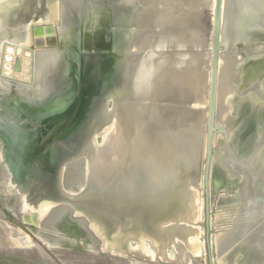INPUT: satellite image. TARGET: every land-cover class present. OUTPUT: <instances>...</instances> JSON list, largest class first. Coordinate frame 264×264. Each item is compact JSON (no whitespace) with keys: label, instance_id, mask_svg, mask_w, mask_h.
Instances as JSON below:
<instances>
[{"label":"bare ground","instance_id":"6f19581e","mask_svg":"<svg viewBox=\"0 0 264 264\" xmlns=\"http://www.w3.org/2000/svg\"><path fill=\"white\" fill-rule=\"evenodd\" d=\"M94 1L95 0H93V7L96 8V2ZM98 1L102 5L108 0ZM146 1L147 0H110V3L113 4L123 2L124 4L130 3L132 4V6H134V8L132 7L133 13L127 10L124 11V13H131L130 18H126L124 15H121L118 18L111 17V19H109L110 26H112V24H115L116 26H118V28L121 29H134L136 27L142 26L143 24H146L145 29H149L151 31L148 34V41L146 40L145 43L139 46V48H137L138 46H135L136 41L133 40L132 42L134 47L131 49H128L127 47L125 48V52H135L133 54H130L127 61H124V58L122 57L119 64H117L118 66H116L115 68L116 70L121 67L119 68L118 73H121L123 77H125V73L127 77H131L127 78L123 84L121 83L122 85L120 86V88L124 87L123 89H118V86L114 87V92L118 94L119 90L120 95L123 96L121 103L118 105V103L115 102V107L110 110V115H112L114 118V127L108 129V133L106 134V137L103 141V146L95 145L91 148H88L87 150L90 169L93 170L92 173L90 172L92 181L89 179V182L91 181V183H94L96 185L98 184L99 186H102V184L106 185L105 187H102L109 190L111 188H122L124 197H120V195H118L117 198H122V200H125V196L136 195L138 196V203H142V205H144L145 203L150 207L153 206L152 208L154 210L149 211V213H152L153 219L147 216L144 222H141L142 224H139L143 228L146 227L147 223L150 220H156L158 222V220L164 219L165 221H168L170 217H173L171 215L175 214L173 209H165L163 211H160L162 207H165L166 204L168 205V202L175 197V194H172V186L176 184L177 179L173 180L174 176L170 173L172 168L171 166L175 164V161L174 157L172 161H169L167 157L170 155V153L184 154L185 149L188 148L189 150V143H191L192 147L197 141V123H190L193 122L195 117L198 118V116L200 115L197 112L198 110L196 108V105L199 104L200 98L203 96L205 84L207 81L206 72L203 70V61L204 57H206L204 50L207 48L206 45H208L209 42L207 40L208 37L206 35L205 29H196L197 26L199 27V25H197V22H191V18H188V15H185L184 11L181 10H176V12L178 13V15L176 16V20L179 21V24L176 20L173 21L171 25L172 29H153L154 27L152 28V25L157 26V14H161L165 6L161 7V2L163 0H151L150 4ZM174 2L175 1H173V3ZM232 2H236V0H232ZM79 3H81V0H68L66 7L70 9L74 6V8L79 9V7H77V4ZM85 3L86 6H84V8L86 11L87 2ZM145 3H147V8H141L142 5L145 6ZM163 4L165 3L163 2ZM263 4L264 0H247L246 8L254 17H258V9L259 7L263 6ZM55 5L56 0H7L0 3V42L3 38H7L17 43V45H28L30 42H32V35L30 33V29H28L29 23L31 22L32 18L38 17L42 20L55 17L54 20H51H60V22H62L63 24L64 34L61 38L62 42L59 45L60 48L55 50L53 53L52 51L48 52L41 48H38L33 53L35 57V79L32 86L36 89L26 90L25 88H20L21 92L18 93L21 96L26 97L28 100L33 101L47 97H51V99H53V97L58 98L61 93L60 89H66V87H69L65 78H67L68 75L73 77L74 73L76 72V57L75 50L73 48L75 43V30L68 28L66 18H60L59 15H55L57 13V7L55 8ZM135 6H137L138 8ZM87 12L89 14V17L92 19L94 12L90 5L88 6ZM168 12L169 10L167 11V13ZM142 14H144V17L146 19H143L141 21L140 19ZM191 15L194 16L195 14L193 13ZM194 17L196 20L201 16ZM235 17L241 18L240 14H236ZM93 20H95V18H93ZM129 25H132V28H130ZM91 29H99V27H91ZM40 30L41 29L36 30L35 36H38L41 40L43 39L44 42L47 43H59L60 39L58 38V36H48L47 38L44 37L45 34L47 35L48 29H42V33H40ZM232 30L234 31V29H227L225 31L224 41L228 43L230 47H236L235 49H237V47H242V45L244 44L243 41L246 38L258 35V32L236 34ZM158 31L161 32L157 34L156 32ZM102 34L104 35V30ZM126 34H128L129 36L130 32L126 31ZM260 34L262 35L259 36L264 37V33ZM36 42L39 43V45L42 44V42L38 39L36 40ZM203 44H205L204 49H199ZM97 48L100 47L97 46ZM251 48L252 45L247 49L242 48L241 50H236L235 53L234 51H228L222 54V69L229 73L232 67L237 64L238 70H236V73H238L239 75L237 78L239 82H237L236 85L233 83V71L230 72L231 78L229 79V81L227 80L223 72L220 71L217 123L221 127L222 123L228 126L227 124L228 122H230L228 118V106L225 100L227 97V93L230 92L231 80V86H233L234 84V88H240L241 86H249L251 88L253 87L254 89H251V92H253L255 96L257 95L260 99L261 97L264 99V80L260 83V79H262L264 76L260 74V70H257L254 62H252V64L247 62L250 57H254L255 55L259 54L261 55L264 52H256L252 54L250 53ZM237 56H240L241 60ZM9 63L10 62H8L7 65ZM126 63L127 65H129L128 70L127 68L125 69ZM82 64L83 63L78 66L81 67ZM22 70L26 71L25 69ZM123 70H126L128 72H124ZM244 71H246V73ZM85 72H88V70H86ZM89 72L91 73V70H89ZM247 72H249V74H247ZM261 72H263L262 69ZM116 73L117 72L114 71L111 75H102L104 76V82L107 88L108 84H110L111 82V79L113 80V75L116 76ZM26 74L27 73L23 75ZM18 75L20 76V74ZM244 77H246V79H249L247 83H245ZM241 79L243 80L241 81ZM101 111L102 108H100L99 112ZM105 115L108 116L109 113H105ZM100 117H102L101 113L99 114V116L98 114H96V117L92 121H98L100 120ZM122 118H124V122L128 127L127 134H125L126 142L125 140H122V134L121 136L117 135V131L115 128L118 124L122 125ZM169 122L171 124V129L174 135L170 141H168L167 138V127ZM263 138L264 130L262 131L261 137L258 142ZM135 139H137L138 143L136 145H134ZM216 142L220 146L224 144V140L221 141L220 136ZM162 148H166V153H164V150H162ZM189 154L190 153H188L187 155ZM191 160L192 159H190V161ZM232 164H234V162L231 163V165ZM251 169H254V167H252ZM177 174L179 175L180 173H178V171H175V175ZM171 180H173V184ZM215 183L216 185H220L219 181ZM241 183L242 182L239 183V181H237V185L240 188L242 185ZM98 189L101 190L100 188ZM244 192V190H241V196H243ZM245 199V202L250 201L252 204H254V201L257 200L254 191H250V194L249 192L246 193ZM174 201H178V204L175 205L177 210L183 212L181 214H184L186 212L189 215L193 214V217L197 216L196 218H199V215H197L198 213L196 211L197 207L195 206V203H192L190 201L187 204L186 201H180L177 196L175 197ZM171 211L173 212L172 214ZM145 212L147 213L148 210H146ZM162 212H165V216H162ZM136 218H138L137 221L141 220L138 216ZM183 222L184 223L175 225L173 229L170 228L171 225H167L168 236L166 238V241L165 235L162 236L163 234L160 235L157 239L161 243L163 241L167 243L171 241L175 242L176 240H180V238H183L184 241L188 240L187 244L191 246L195 250V252H198L201 248V244L199 241H197L198 238L196 239L195 236L198 230L195 226H192L191 228L184 225L185 223H187L186 220H184ZM107 231L111 233L115 232L116 236H118V231L116 228L110 227L107 228ZM248 237V240H246L244 242V245H242L245 249L248 250L247 253H250L253 250L262 251L264 253V226L260 230V232L258 231L257 234H252ZM116 239H118V237H116ZM68 246L70 247V245ZM77 246L80 247L79 245ZM161 248V250H163L161 251V254H163L162 256H164L166 245L163 243ZM182 251L183 250L178 252L176 256L180 257V255H182ZM226 259L227 258H225L223 261L221 260L223 264H226L229 261H227ZM237 264L241 263L237 262Z\"/></svg>","mask_w":264,"mask_h":264},{"label":"water","instance_id":"95a60500","mask_svg":"<svg viewBox=\"0 0 264 264\" xmlns=\"http://www.w3.org/2000/svg\"><path fill=\"white\" fill-rule=\"evenodd\" d=\"M94 2H96L95 6L97 9L93 10L92 7L95 20L88 17L86 21H84L86 24L83 25L85 27L89 26L90 28H101V24H105L107 29H92L91 31V34L98 31L96 36L99 35L100 37L98 38V44L95 45V47L99 46L100 49L89 47V44L91 43L90 40V42L85 45L86 48H81V50L88 49L87 52H81L80 50V53L75 54L76 64L78 62L83 64L80 69L74 73L73 77L68 75L67 78H65L69 87H66V89H60V96L58 98L53 97V99L47 97L32 101L24 96L8 98L7 100L0 98V139H2L4 145L0 150V156L2 157L3 155L2 158H4L5 155L8 166H10V170H12L10 176L11 179L9 181L13 187L9 188L11 190H16L14 187L17 185L18 193L21 196V206L24 210H30L33 213L32 216L34 218H37V216H43L44 213L50 211L58 204H69L76 208L80 213L85 214L91 223L94 224L95 230L111 241L116 237L120 239V236L124 235L128 229L125 227L124 231V227L121 228L117 226L121 219L113 212L114 207L122 208V199L116 202L113 201V206H108L106 203L102 204L99 202L95 205V202L85 199L83 195L80 196L67 192L63 186L62 175L66 165L75 157L83 155L89 158L87 150L88 148L95 146L97 133L103 131L107 125L110 126V124L113 123V116L105 115V113H107V99L109 96H113L114 104L117 102L119 105L123 96L120 95L119 90L118 94H116L114 92V87L118 86V89H123L124 87L120 88V86L127 78L131 77H127L126 73L125 77H123L121 73H118V70L121 67L116 70L115 68L118 66L117 64H119L122 57L124 58V61H127L130 54L135 52L128 53L124 51L126 47L128 49L134 47L132 40L136 41L135 46H138L137 48H139V46L145 43L146 40L148 41V34L151 30L145 29L146 24L137 27L138 29H121L115 24H112V26L109 25V19H111V17L118 18L121 15H124L126 18L131 17L134 6L130 3L124 4L123 2H118L113 4L108 0L101 5L98 0H95ZM146 2L150 4L151 0H147ZM246 2L247 0H236V2H232V0L214 1L211 43L208 42V44H210L208 45L209 52H205V54L209 53L207 59L208 77L203 96L200 98L199 104L196 105L197 112L200 114L198 116L199 119L195 117L193 122L190 123H197V141L192 147L191 143H189V150L188 148L185 149L184 154L170 153L167 157L169 161H172L174 157L175 164L171 166L172 168L170 171L174 176L173 180L178 179L179 176L181 178L183 174L184 178L189 177L188 172H193L191 174L193 177H190L193 178L192 181H190L191 179L188 181L185 179L186 182L180 186L181 189L176 185L177 187L174 194L175 197L177 196L180 201L184 202L183 194L187 189H192L195 190L196 193H199V198L191 202H195L197 205L196 211L198 213L197 215H199V218L197 219L201 218L203 220V218H206L208 233L210 227V193L215 191L212 184V165L214 161L217 160L219 154L216 138H218L219 132L223 133L222 136H227V133H225L227 131L226 128L221 127L217 123L220 60L222 54L228 51H234L235 53L236 50H241L242 48L247 49L251 45L264 44V37L259 36L262 35L260 33H264V26L258 24L261 19L259 18V15L264 13V4L258 9V17H254L246 8ZM67 3L68 0H60L59 2H56V7L59 8V11H57L56 14L59 15L60 18L67 19L68 28L72 25L76 26V19H78V25L82 27L81 23L83 20H79L75 13L74 16H72V10H65ZM80 6L81 3L77 4L79 9L75 8V10L79 11L78 13L83 14L85 8ZM125 10L131 13H124ZM236 14H240L243 23L240 26L243 25L242 28H245V30L234 29V31L232 30L234 33L247 34L248 32H258L257 36L246 38L243 41L244 44L242 47H237V49H235L236 47L234 46L230 47V45L224 41L225 31L227 29H232L229 21L231 17L233 15L236 16ZM177 15L178 13H173L172 11H169L167 14H163V12L160 15L157 14V26L152 25L151 27H154L153 29H172L171 25L173 21L176 20ZM106 17L109 18L107 21ZM144 19L146 18L144 17ZM252 20L253 23L255 21V25L253 24L250 26ZM39 21L35 20L34 24L32 22L29 23L28 29H31L33 35H35L37 29H41L40 33H42V29H48V36L54 32L56 33V29H63V24L60 20H45L47 22ZM248 23L249 25L246 26ZM108 27L112 28L111 31ZM129 27L132 28V25H129ZM199 27L197 26L196 29H200ZM103 30L104 35L102 34ZM126 31L130 32L129 36L126 34ZM161 31L156 33L159 34ZM110 37H112L113 40ZM115 39H117L116 43H114ZM105 40L113 41L112 47H109L110 49H105V46L107 45L104 42ZM6 44L14 50L16 48V56L12 62L13 70L18 73L22 72L23 60L21 53L23 48L16 45L14 41L10 42L8 40L5 42V45ZM91 49H94L96 52L91 51ZM31 51L34 52V49L32 48ZM254 61L264 65V53L250 57V59L247 60L250 64ZM126 68L127 70L129 69L127 63L125 69ZM86 70H88V72H85ZM89 70H92L91 73ZM236 70L238 69L232 70L233 75H236ZM114 71L117 72L116 76L113 75V80L111 79L107 88L104 79H102L104 76L102 75H111ZM262 71L263 72L260 70L259 72L264 76V68H262ZM124 72L128 71L125 70ZM0 73L3 74L1 68ZM89 74H92L90 78ZM0 79H3V76ZM230 94L227 93V97H229ZM100 108H102L104 113L102 111L99 112ZM100 113L102 116L100 117V120L93 122L92 120L96 117V114L99 116ZM115 128L117 135L121 136L122 134V140H125L126 142L125 134H127L128 127L124 122V118H122V125L118 124ZM167 129V138L168 141H170L174 136L170 122L168 123ZM228 140L229 138L226 139V145L229 144ZM136 144H138L137 139L134 140V145ZM166 148H162L164 153H166ZM188 153L190 154L187 155ZM240 157L241 156L237 153V158L233 160L235 165H231V163H233L231 160L224 161V164L226 165L225 169L234 175H238V172L244 174L247 177L249 188H252L251 184L254 185L252 182L254 178L249 176V171L246 169L247 167L245 165L242 166V168L239 166L241 163L242 165L243 163H247L248 160ZM238 158L240 159L238 160ZM190 159H192L191 161L193 162H191ZM245 170L247 171L245 172ZM175 171L180 173L179 175L177 174L178 177H176L177 175H175ZM260 176L264 177V167L260 172ZM173 180H171L172 184ZM102 186L105 187L106 185L102 184ZM105 190L109 191V189ZM112 190H120L122 192L123 189L111 188V191ZM255 195L256 198H258V195ZM120 197H124L123 192ZM175 197L173 200H175ZM256 201H254V204L260 205L262 211H264L263 196L259 197ZM175 203L178 204V201H175ZM200 206L201 212L199 210ZM165 209L170 210L165 206L162 207L160 211ZM39 210L42 212L38 214L37 212H39ZM173 211L175 214H172V211L171 214L176 218L183 213L180 210H177V208ZM164 213L165 212H162V216H165ZM244 216L247 219H250V213H248L247 216L244 214ZM194 223L197 225L196 220ZM247 224L249 225L250 222H247ZM110 227L117 229L118 236H116L115 232L111 233L107 231V228ZM244 237L245 235H242L241 238ZM207 239L209 241V234H207Z\"/></svg>","mask_w":264,"mask_h":264},{"label":"rangeland","instance_id":"374dc122","mask_svg":"<svg viewBox=\"0 0 264 264\" xmlns=\"http://www.w3.org/2000/svg\"><path fill=\"white\" fill-rule=\"evenodd\" d=\"M5 1L7 0H0V3ZM11 1H15V0H11ZM173 1H175L176 4L175 2L173 3ZM173 1L163 0L161 2V7L165 6L163 10V14L164 13L167 14L168 10L169 11L172 10L173 13H177L176 10L184 11V14L188 15L187 16L188 18H191L192 20L191 22L193 21L197 22V25L200 26V29H205V31L208 33V34L206 33L208 37V41L209 43H211L212 25L214 19L213 9H214L215 0H200V1L173 0ZM56 2H59V0H56ZM163 2L166 5L163 4ZM54 7L56 8V5ZM141 8L146 9L147 3H145V6L142 5ZM87 9H88V5H87ZM94 10L97 9L94 8ZM57 11H59V8H56V12ZM193 13L195 14L194 16H201V17L195 20V17L191 15ZM88 17L89 16L87 15L84 18H88ZM94 17L95 16L92 17V20ZM232 17L229 21V24L232 27V29L245 30V28H242L243 25L240 26L241 24H243L242 19L237 18L234 15ZM80 18L83 19L82 17ZM259 18L261 19L259 23L258 22L257 23L259 25L261 24L262 26H264V13H261L259 15ZM51 19L54 20L55 17L42 19V20L38 17L32 18L31 22L34 20L32 22L34 24L35 20L52 21ZM143 19H144V15L142 14L140 20L142 21ZM177 22L179 24V21ZM254 23L252 20V24L250 23L251 24L250 26H252ZM83 24L86 23L81 24L83 29H81L80 26H79L80 28L77 27L78 29H81V31H83L80 33V40L82 46L87 45V43L89 42L90 34H86V33L92 31V29H89L90 27L87 26L85 28ZM248 25L249 23L246 26ZM101 27L106 28V25L101 24ZM135 29H137V27ZM35 37L36 36L34 35L33 37L32 34L31 40ZM99 37L100 36L98 35L91 38V42H96L93 48H96L95 45L98 44ZM38 40L41 42L44 41L43 39L41 40L40 38H38ZM116 41L117 39L114 40V43H116ZM104 42L107 44L105 46V49L112 47L108 45L109 41L105 40ZM208 45H206L207 48L204 50L205 52H209ZM201 46L202 47H200L199 49L203 50L205 44ZM256 52H264V45L263 44L252 45V48L250 49V53L254 54ZM205 55L206 57H204V61H203V70L206 72V76L208 77L207 59L209 57V53ZM237 57L240 58V56ZM25 64H27V62H25ZM254 65L256 66L257 70H261L262 68H264V65L256 61H254ZM222 66H223V60L220 61V71L223 72V74L229 81V79L231 78L230 72H232V69H237V64H235L232 67L229 73H227V71L222 69L223 68ZM244 72L246 73V71ZM247 74H249V72H247ZM237 76H239L238 73H236V75H233L232 77V80H234L233 83L235 85L237 84V82H239ZM232 80L230 81L229 94L232 93V91L233 93L230 94L229 97H226L225 100L228 106V111H229L228 118L230 122H228L227 124L228 126H226L224 123L221 124L222 127L226 128L227 131L225 133H227V136L226 137L222 136L223 135L222 132L218 133L219 134L218 138L220 136L221 141L224 140V144L220 146L216 142L218 146L219 154L217 156V160L214 161L212 166V184L215 189V192L210 194V204H211L210 214L212 218L211 232L213 237L210 247L212 251L211 259L209 257V253L207 252L206 248H204V243L202 244L204 240V235L202 233L204 223L201 218L197 219L196 217H193V214L189 215L187 213H184L178 216V218L170 217L168 221H165L164 219H160L158 220V222L156 220L155 221L150 220L147 223L146 227L143 228L139 224H142L147 216L153 219L152 213H149V211L150 210L153 211L154 209L152 208L153 206L150 207L145 203L144 205H142V203H138L137 202L138 196L136 195L125 196L124 198L125 200H122L123 201L122 208L120 207L113 208V212L121 219L120 223L117 224V226L121 228L124 227V231H125V227L126 229L128 228L127 231L124 233V235L120 236V239L114 238L113 240L110 241L107 238L103 237V235H101L95 230L94 224L91 223V221L85 214L80 213L73 206L64 203L55 206L54 209L49 212L48 214L49 216L47 220L43 222V224H45L43 225V231H40L38 233L34 231L33 234L34 238L37 239L38 236H40L41 239L38 238V240L34 241L33 243H27L30 244L31 246L29 250H27V256H25V253L22 250H19L18 253L24 255L25 257H27V259H32V260L41 259L39 254L37 253L36 246H43V248H45V250H47L48 253L47 255L46 254L45 255L48 257L51 263H55V264L56 263L57 264H223L222 261L225 258H227L226 259L227 261L229 260L226 264H234V263L237 264V262L241 264L243 263L264 264V259L261 257L260 254L249 256L247 253L248 250L242 246L244 245V242L249 238L246 235L248 231L246 232V234L243 233V235H245L244 237L245 241L242 242L240 248L238 249L237 247V250L234 251L233 254L228 253L229 248L233 246V244H231L230 246L229 244L231 243L230 240L233 243L234 237L236 238L237 236L240 235V229L244 222L242 202L245 199L246 192H244L243 196H241V188L237 185V181H239L240 183L241 180L236 178L239 177V175L237 174L234 175L229 173L225 169L226 165L224 164V161L235 160L237 158L238 152H239L238 155L244 158L245 157L244 155H246L248 150L246 148H248L249 146L253 147V145L256 146L259 138L261 137L262 131L264 130L263 129L264 99L261 96L260 99L257 95L255 96L253 92H251L252 91L251 89H254L253 87L251 88L249 86L247 87L241 86L240 88L239 87L234 88L233 87L234 84L233 86H231ZM242 80L243 79H241V81ZM248 80H249L248 78L246 79V77H244L245 83H247ZM260 80L261 83L264 80V77ZM113 107H115L113 96H109L107 99V107H106L107 113H109V115H110V110ZM256 126L258 129H256ZM113 127L114 124L112 123L110 124V126L107 125V127H105L103 131L97 133L95 140L96 146H101V145L103 146L104 143L103 141L106 137V134L108 133V129ZM227 138H229L228 140L229 144L226 145ZM260 141L258 142L257 147L260 146L259 150H261L260 152L264 156V138ZM90 172L92 173L93 170L90 169L89 159L83 155L75 157L72 161H70L66 165L65 170L63 172L62 182L64 189L67 192H71L73 194H77L80 196L83 195L85 199L95 202L94 203L95 205L97 202H99L102 204L106 203L108 206H113V201L116 202L122 199V198H117L118 195L120 196L122 195V192L120 190H118V192L114 190L111 191V189L107 191V190H103L105 188H103L102 186L91 183L92 177H90L91 176ZM188 173H189V177L184 178V174L182 175L181 178L180 176L178 177V175L176 176L178 177V179L176 184L172 186V194L176 190L177 186H179V189H181L180 186H182V184L186 182L185 179L187 181L191 179L190 181H192L193 178L190 177H193L191 176L193 172L191 171ZM89 179L91 180L90 182ZM217 181L220 182V185H216L215 182ZM98 188H100L101 190H99ZM261 192H264L263 189H261ZM183 198H184L183 200H185L188 204V202L195 201L197 198H199V193H196L195 190L187 189L186 192L183 194ZM247 203L250 204L251 202L248 201ZM175 204L176 203L172 198L171 201L168 202V205L166 204V206L168 207V209L174 210L176 208ZM195 206L197 207L196 204ZM146 210H148L147 213L145 212ZM199 210L201 212V206ZM137 216L140 217L141 220L137 221L138 220V218H136ZM184 220L187 221V223H185L184 225L191 228L192 226L193 227L195 226L198 230L196 232L197 234H195L196 239L198 238L197 241H199L201 244V248L198 251V253L195 252V250L187 244L188 240L184 241L183 238H180V240H176L175 242L171 241L165 243V241L167 240L166 238L168 236L167 225L169 226L171 225L170 228L173 229L175 225H178L179 223H184L183 222ZM195 220L197 225L194 223ZM221 224L224 225L222 226ZM160 235L162 236L165 235V241H163L162 243L157 239ZM241 237L242 236H240L239 239H241ZM163 243L166 245V251L164 256L161 255V251H163L161 250L162 249L161 246ZM33 245L34 247H32ZM68 245H70V247ZM77 245H79L80 247H78ZM225 246H228L226 250L224 248ZM181 250H183L182 255H180V257L176 256V254H178V252H180ZM256 256L262 259L256 258Z\"/></svg>","mask_w":264,"mask_h":264},{"label":"flooded vegetation","instance_id":"af4514ba","mask_svg":"<svg viewBox=\"0 0 264 264\" xmlns=\"http://www.w3.org/2000/svg\"><path fill=\"white\" fill-rule=\"evenodd\" d=\"M85 2H87V5L88 6L90 5L91 8L94 6L93 0H83V1H81L80 7L86 6ZM94 8L95 7H93V10H94ZM66 9L68 10L67 7H65V10ZM70 10L73 11V12H71L72 16H74V13H75L77 15V17L79 18V20H81V21L83 20L82 23H84V21H86L87 18H84V17L88 15L87 9L83 14L78 13L79 11L75 10V8H70ZM80 17H82L83 19H81ZM108 19L109 18L106 17V21ZM76 22H77L76 26L72 25L69 29L77 28L79 26L78 25V19H76ZM81 29H83V28L81 27ZM81 29H78V28L74 29L75 30V33H74L75 43H74L73 48L75 50V54L80 53L81 48H86L85 45L82 46V43L80 40V33L83 32V31H81ZM89 29H91V28H89ZM106 29H107V27H106ZM108 29L111 31L112 28L108 27ZM97 32H95L93 34H91V31L86 33V34H90L89 35V41L91 40V38L96 36ZM63 34H64L63 29H56V33L54 32L53 34L49 35L50 37L51 36H54V37L58 36V38L60 39L59 43L54 42L51 44L50 42L47 43V42L42 41V44L39 45V43L36 42V40L38 39V36H36L34 39H32V42H30L28 45H24V46L18 45L19 47L23 48L22 53H21L22 54V60H23L22 68L27 71L26 72L23 70L20 73L14 71L13 67H12L13 59L16 56V48L14 50L8 44L5 45V42H7L8 40L10 42H12V40L7 39V38L2 39V41L0 42V68H1V71H3V74L0 73V74H2V75H0V78H2V76H3V79H0V98H2L3 100H7L8 98H18V96H21L20 94H18L21 92L20 88H22V89L25 88L26 90L36 89L32 86L34 84V79H35V73H34L35 72V57H34L33 53L38 48H41V49L48 51V52L52 51V53H53L55 50L60 48L59 45L62 42L61 38L63 37ZM33 37H34V35H33ZM44 37L47 38L48 35H45ZM112 40H113V38H112ZM94 44H96V42H91V44H89V47L93 48ZM112 44H113V41H109V45L112 46ZM4 45H5V49H4ZM16 45H17V43H16ZM32 48L34 49V52L31 51ZM97 49H100V48H97ZM87 51H88V49L81 50V52H87ZM91 51L94 52L95 50L91 49ZM8 62H10V63L7 65ZM25 62H27V65L25 64ZM80 64H81V62L80 63L78 62V64H76V66H77L76 71L80 69V67L78 66ZM9 65H10V67H9ZM26 66H28V67H26ZM25 73H27V74L23 75ZM18 74H20V76ZM91 75L92 74H89V78L91 77ZM6 76H8V77H6ZM9 78H11V79H9ZM14 87H16V88H14ZM52 94H54V93H52ZM2 96H4V97H2ZM257 126H256V129H258ZM256 131H255V133H256ZM257 144H256V146L253 145V147L249 146L248 148H246L248 150H247L246 155H244L245 156L244 159L249 160V161H247V163H243V165L241 163L242 166L245 165L247 167L246 169L249 171V176H252L254 178L252 180L254 185L251 184L252 188H249L248 187L249 183L247 184V177L245 175H241V173H239V172H238L239 177H236V178L241 180V182H242L241 183L242 184L241 190H244L246 193H248V192L250 193V191H252V192L254 191V194L258 195L257 197L263 196V199H264V192H261V189H263V191H264V182H263L264 177L260 176V172H261L262 168L264 167V156L260 152L261 150H259L260 146L257 147ZM3 146H4L3 141H2V139H0V150L3 148ZM2 157H3V155H2ZM2 157L0 156V264H55V263L50 262V260L46 256L48 254L47 250H45V248H43V246H36L37 253L39 254L41 259L32 260V259H27V257H25V256H27V250H29V248L31 247L30 244H27V243H33L34 241H37L38 238L41 239L40 236H38L37 239L34 238V235H33L34 231L37 233L40 231H43V225H45V224H43V222H45V220H47V218L49 216L48 215L49 212L51 210H53L54 207L50 211L44 213L43 216H41V217L36 215L37 218L36 217L34 218L32 216L33 213L30 210H24V208L20 204L21 196L18 193L17 185H16V187H14V188H16L17 191L15 189L11 190L9 188V187H13V185H11V183L9 181L11 179L10 176L12 174V170H10V166H8L7 160L5 159V155H4V158H2ZM240 158H243V157H240ZM240 158H238V160ZM231 162H233V160H231ZM242 166H241V168H242ZM252 167H254V169H251ZM247 170H245V172ZM240 172H242V171H240ZM214 192L212 191L211 193H214ZM257 199H259V198H257ZM242 203H243L242 207H243L244 223L242 224V227L240 229V231H241L240 235L237 236L236 238L234 237L233 243H232V241H230L231 243H229L230 246H231V244H233V246L231 248H229V250H228L229 254L230 253L233 254L234 251L237 250V247L239 248L241 246L242 242L245 241V238L239 239L240 236L243 235V233L246 234V232L248 231V233L246 234L247 236H250L252 234H257V232L258 231L260 232V230L264 226V211H262V207H260V205H258V204H251V203L248 204L247 202H244V201ZM210 206H211V204H210ZM41 212L42 211L39 210V212H37V213L39 214ZM37 213H35V214H37ZM248 213H250V219H247L244 216V214H246V216H247ZM247 222H250V224L248 225ZM203 223H204V225H203L204 240H203L202 244L204 243V248H206L207 252L209 253V257L211 259V256H212L211 252L212 251H211L210 247H211V243H212V239H213L212 232H211V229H212L211 214H210V222H209L210 223L209 233L207 231L208 227H207L206 218H203ZM75 224H77V223H75ZM245 224H246V226H245ZM207 234H209V241L207 239ZM32 247H34V245ZM224 248L226 250L228 248V246H225ZM19 250L24 251L25 256L19 254L18 253ZM249 252H250V250H249ZM256 254H260L261 257L264 259V253L262 251H254L253 250L252 252L248 253L249 256L256 255ZM161 255H163V254H161ZM256 258H259V257L256 256ZM262 258H259V259H262Z\"/></svg>","mask_w":264,"mask_h":264}]
</instances>
